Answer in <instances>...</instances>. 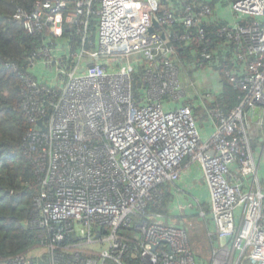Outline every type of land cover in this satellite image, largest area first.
<instances>
[{"label": "built area", "instance_id": "1", "mask_svg": "<svg viewBox=\"0 0 264 264\" xmlns=\"http://www.w3.org/2000/svg\"><path fill=\"white\" fill-rule=\"evenodd\" d=\"M160 11L161 0H41L32 12L15 14L28 32L49 28L58 41L66 28L86 21L75 31L81 36L78 47L68 40L56 55L47 46L39 53L46 68H56V84L25 78L30 89L25 109L34 123L25 154L41 187L26 225L38 236L39 251L16 255L7 264H128L125 256L133 264H207L195 255L187 229L144 214L149 202L162 198L163 185L175 192L174 209L187 206L179 185L187 157L189 165L200 168L208 191V210L204 200L189 198L199 206L212 241L209 264H264V190L253 154L254 137L264 129V0L231 5L232 25L221 35L239 49L233 61L244 64L238 79L228 75L248 92L230 114L212 111L209 134L185 103L184 90L189 84L200 90L201 78L214 80L216 74L210 67L201 69L194 81L166 58L181 37L171 33L169 45L166 31H159L153 19L162 27L176 21L192 27L213 11L206 7L181 19ZM95 12L92 42L88 23ZM196 39L210 44L202 27ZM131 54L153 66L142 103L134 92L133 63L118 60ZM210 55L206 48L203 56ZM138 216L145 217L129 233L135 244L130 246L126 228Z\"/></svg>", "mask_w": 264, "mask_h": 264}, {"label": "trees", "instance_id": "2", "mask_svg": "<svg viewBox=\"0 0 264 264\" xmlns=\"http://www.w3.org/2000/svg\"><path fill=\"white\" fill-rule=\"evenodd\" d=\"M38 1L41 0H0V264L9 263L16 255L28 254L37 247L38 240L37 234L26 225L28 217L32 214L34 199L41 192V187L36 167L25 154L27 133L34 126L25 109L27 95L30 94L25 78L28 76L37 81L46 78L47 75L42 72L48 68L41 60L40 51L47 46L55 54L54 51L66 48L65 42L68 40L73 47H78L81 36L75 31L78 26L84 27L86 21L80 19L72 29L66 28L59 41L49 28L40 33H30L24 24L15 18V14L20 9L32 12ZM235 1L161 0L160 13L174 12L177 19L184 18L188 14L198 16L206 7L213 11L203 17L196 26L187 27L180 23L181 21H176L172 27L158 26L159 31H166L169 45L171 33L178 38L181 37L173 42L175 52L165 54L166 58L189 72L192 80L201 78L198 77L199 70L210 67L216 74L214 80L219 81L220 86L217 91L213 92L215 89L207 88L212 92L208 98L200 99L201 101L196 103L195 99L199 100V97L195 96L185 101L192 106L199 127L203 131L209 129L210 126L207 124L213 118L214 109H218L223 115H228L241 104L248 92L228 75L230 73L232 77L238 79L241 73L239 68L243 67L244 62L233 61L239 49L234 42L227 40L226 34L221 35V30L225 31L224 28H230L232 25L233 19L228 11ZM188 7H191L190 10L187 9ZM98 8L99 5H96L95 10ZM200 27L205 29L210 44L204 46L196 39ZM97 28L98 14L95 12L88 23L89 40L92 42L97 39ZM89 46L93 48V44ZM206 48L211 54L209 58L203 56ZM133 65L134 92L137 101L142 103L148 87L146 75L148 69L153 66L151 61L143 56H140ZM165 96H162L163 100L167 98ZM258 137H254V140ZM188 160L189 157L185 158L184 163ZM236 167L237 165L234 169ZM162 188L164 189L162 198L148 203L144 210L145 216L149 214H158L164 218L170 216L171 205L176 195L170 185H163ZM202 207L208 210L209 201H203ZM144 217L134 218L133 227L126 228L128 232L126 240L130 246L135 245L130 234ZM124 260L128 264L134 263L127 256ZM105 264L116 263L107 260Z\"/></svg>", "mask_w": 264, "mask_h": 264}, {"label": "rangeland", "instance_id": "3", "mask_svg": "<svg viewBox=\"0 0 264 264\" xmlns=\"http://www.w3.org/2000/svg\"><path fill=\"white\" fill-rule=\"evenodd\" d=\"M139 57H140V54H131V56H119L118 60L122 61V62H126V63H131V62L135 63ZM48 68L49 69L44 70L42 72V74H46L47 77L44 78L43 80H40V82L41 83L56 84L57 80H59L56 68L55 67H48ZM211 79H212V75H206L205 76V81L210 82ZM197 80L198 79H196L195 81H197ZM205 81L203 79H201L200 90H193V87H191L190 84L187 85L188 89H190V90H184L187 97L188 98H195V96H198V95H203V97H206L205 95L208 96V94L211 91L207 90V88H213L214 85L212 87L210 85L206 86ZM214 88H216V86ZM215 91H217V90H214L213 92H215ZM207 92H209V93H207ZM200 99H201L200 97H199V100L195 99L196 103L198 101H201ZM180 105H181V102L178 104V106H180ZM204 132L207 133V131H204ZM191 171H193V169H191ZM197 171L198 170H196V171L194 170V174H199V171L198 172ZM202 179H203V175H202ZM203 181H204V179H203ZM203 181L201 179H199L197 181L198 182L197 185H196V183H194L195 181H192V180L186 181V185L183 189L184 193H182V195H184L182 197V203L187 204V208L182 207V209L180 211L176 210V208L175 209L172 208L170 216L167 217L166 220H164L162 223L165 225L171 224V225H174L177 227H179V226L185 227L188 231L189 236H190V240L192 242L195 255L197 257L202 258L205 263L209 264L211 262L212 253H213L212 241L208 235V230L206 228L204 220L202 219V216L195 209L196 206H198V205H196L195 200L193 198L192 199L189 198V197H191V195H195L194 192L198 191V189H196V186H198L200 188L198 192L202 193V188L204 186V185H202ZM207 221H208V219H207ZM36 251H39V249L37 250V248H36V249L32 250L30 253L33 254Z\"/></svg>", "mask_w": 264, "mask_h": 264}, {"label": "crops", "instance_id": "4", "mask_svg": "<svg viewBox=\"0 0 264 264\" xmlns=\"http://www.w3.org/2000/svg\"><path fill=\"white\" fill-rule=\"evenodd\" d=\"M203 80L205 81V79H203ZM218 82H219L218 80H213L210 82L205 81V83H206L205 85L209 86L212 83L213 85L216 86V88H218L220 86ZM199 86H201V81H199ZM207 125H209L210 127H209V129H207L205 131H207L206 134H209L211 131H213L214 128H213V124L211 123V121ZM256 134L259 137L255 142H253V154L255 156L256 162L259 164V179H260L261 187L264 190V130L263 129L258 130V132ZM184 169L185 170L183 172V177L181 178V181L179 182V185L182 186L183 188L185 187L186 181H188V180L195 181L194 183H196V185H197V183H198L197 181L199 179H201L203 181L202 172L197 165H189L186 163ZM191 169H193V171H191ZM194 170L195 171L198 170L199 174H194ZM202 185H204L202 188V193H199L198 191H196V192H194V194H195V196L199 197L201 200L208 201L209 196H208V191H207V188H206L204 181L202 182ZM173 205L171 208H174ZM186 208H187V206H186ZM176 210L180 211L178 208H176ZM211 225L213 226V223ZM179 227H183V226H179ZM183 228H185V227H183Z\"/></svg>", "mask_w": 264, "mask_h": 264}, {"label": "water", "instance_id": "5", "mask_svg": "<svg viewBox=\"0 0 264 264\" xmlns=\"http://www.w3.org/2000/svg\"><path fill=\"white\" fill-rule=\"evenodd\" d=\"M153 23L155 27L159 26V23L156 19H153ZM155 28H151L150 32H153ZM259 112H260V106H257L255 111H254V121H257L259 119ZM41 124V122H39Z\"/></svg>", "mask_w": 264, "mask_h": 264}, {"label": "clouds", "instance_id": "6", "mask_svg": "<svg viewBox=\"0 0 264 264\" xmlns=\"http://www.w3.org/2000/svg\"><path fill=\"white\" fill-rule=\"evenodd\" d=\"M195 81V80H194ZM211 81H213V80H211ZM211 87L213 86V84L211 83V85H210ZM214 87H215V85H214ZM208 88V89H215V90H217V88ZM210 91V90H209ZM207 93H209V92H207ZM210 95H212V92H210ZM206 97H203V95H198V97H200L201 99H204V98H208L209 96H207V95H205ZM258 121V120H257ZM256 122V121H255ZM42 123V122H41ZM33 127V126H32ZM264 130V129H263ZM203 131V130H202ZM204 132V131H203ZM212 132V131H211ZM210 132V133H211ZM256 136H258V135H256ZM257 139H255L253 142H255ZM165 220H166V218H165ZM186 229V228H185ZM38 241V240H37ZM37 249H39L38 248V244H37V247H36ZM35 248V249H36ZM30 253V252H29Z\"/></svg>", "mask_w": 264, "mask_h": 264}]
</instances>
